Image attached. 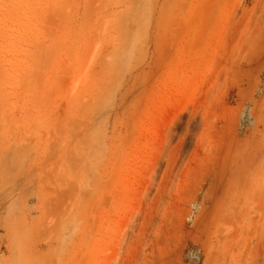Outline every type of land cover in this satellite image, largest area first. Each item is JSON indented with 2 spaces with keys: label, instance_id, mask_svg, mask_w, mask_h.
Listing matches in <instances>:
<instances>
[{
  "label": "rangeland",
  "instance_id": "374dc122",
  "mask_svg": "<svg viewBox=\"0 0 264 264\" xmlns=\"http://www.w3.org/2000/svg\"><path fill=\"white\" fill-rule=\"evenodd\" d=\"M0 264H264V0H0Z\"/></svg>",
  "mask_w": 264,
  "mask_h": 264
}]
</instances>
